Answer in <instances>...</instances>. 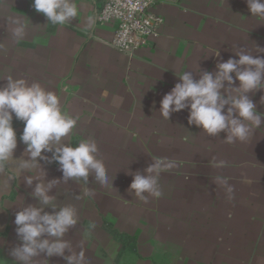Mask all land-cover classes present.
<instances>
[{"label":"crops","instance_id":"obj_1","mask_svg":"<svg viewBox=\"0 0 264 264\" xmlns=\"http://www.w3.org/2000/svg\"><path fill=\"white\" fill-rule=\"evenodd\" d=\"M105 1L74 0L77 17L58 26L37 13L32 0H0V87L12 77L54 91L77 120L62 142L95 139L112 180L102 186L90 174L87 183L65 181L50 152L37 167L22 171L13 160L0 168V264H14L15 213L38 205L32 193L41 180L55 181L48 194L57 205L76 207L78 223L64 239L83 250L86 264H264V123L246 142L228 144L226 132L209 136L189 125L187 108L168 120L159 110L183 71L199 79L238 59V51L264 56L257 51L264 47V21L251 17L246 0H154L165 22L148 47L130 56L108 43L114 27L98 19ZM12 19L25 24L23 39L13 37ZM248 96L264 113V89ZM13 126L14 158L27 160L19 141L24 125L14 117ZM155 158L177 167L161 173L163 195L145 203L130 183ZM217 176L229 179L231 199ZM35 264L66 261L41 255Z\"/></svg>","mask_w":264,"mask_h":264},{"label":"clouds","instance_id":"obj_2","mask_svg":"<svg viewBox=\"0 0 264 264\" xmlns=\"http://www.w3.org/2000/svg\"><path fill=\"white\" fill-rule=\"evenodd\" d=\"M246 2L251 17L264 21V0ZM32 7L52 25L69 24L78 15L74 0H32ZM11 24L13 37L23 39L25 24L19 19H12ZM93 24L94 20L89 19V27ZM257 51L264 52V47H258ZM216 55L219 56V52ZM236 55L238 59L218 63L215 73L205 71L199 79H194L189 71L179 74L180 82L160 101L162 118L168 120L172 113L187 108L189 125L202 128L209 136L226 132L224 141L228 144L246 142L252 130L264 123V113L257 111L256 104L248 96V93L264 89V56H253L243 50ZM237 80L238 86H233ZM14 117L24 125L19 141L26 146L27 160L14 158L18 147ZM76 125V118L62 109L60 97L54 91L39 82L8 77L7 83L0 87V168L13 160L21 161L18 167L22 171L37 167L38 158L48 159L42 153L50 152L51 160L60 165L65 181L82 179L87 183L92 174L97 183L109 186L112 180L104 162L98 158L95 139L83 138L76 145L62 142ZM175 167L174 160L155 158L145 169V174L136 172L133 175L129 190L145 203L149 197L160 198L163 195L159 183L161 173ZM33 179V176L27 177L26 183L32 185ZM215 180L231 199L234 189L229 179L217 176ZM54 183L45 184L42 180L36 183L32 195L38 205L20 207L15 213V233L19 243L9 252L14 264H35V259L41 255L62 257L66 264H86L83 250L74 251L71 243L64 239L69 229L78 223L77 209L71 204L60 206L55 203L56 198L48 194ZM46 208L53 211L48 212Z\"/></svg>","mask_w":264,"mask_h":264},{"label":"built area","instance_id":"obj_3","mask_svg":"<svg viewBox=\"0 0 264 264\" xmlns=\"http://www.w3.org/2000/svg\"><path fill=\"white\" fill-rule=\"evenodd\" d=\"M153 6L154 0H106L98 19L114 27L108 43L130 56L148 47L165 22Z\"/></svg>","mask_w":264,"mask_h":264},{"label":"water","instance_id":"obj_4","mask_svg":"<svg viewBox=\"0 0 264 264\" xmlns=\"http://www.w3.org/2000/svg\"><path fill=\"white\" fill-rule=\"evenodd\" d=\"M172 1H177V0H172Z\"/></svg>","mask_w":264,"mask_h":264}]
</instances>
